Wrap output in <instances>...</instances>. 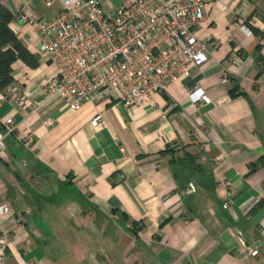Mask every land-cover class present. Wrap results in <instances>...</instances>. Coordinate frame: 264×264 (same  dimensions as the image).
Masks as SVG:
<instances>
[{
  "label": "crops",
  "instance_id": "crops-1",
  "mask_svg": "<svg viewBox=\"0 0 264 264\" xmlns=\"http://www.w3.org/2000/svg\"><path fill=\"white\" fill-rule=\"evenodd\" d=\"M0 2L35 54L32 20L57 2ZM203 11L207 59L147 105L67 109L41 88L45 57L11 62L12 97L0 89V119L15 124L0 155L3 264H264V0H203ZM194 86L208 101L188 97ZM26 89L36 106L23 104Z\"/></svg>",
  "mask_w": 264,
  "mask_h": 264
},
{
  "label": "built area",
  "instance_id": "built-area-1",
  "mask_svg": "<svg viewBox=\"0 0 264 264\" xmlns=\"http://www.w3.org/2000/svg\"><path fill=\"white\" fill-rule=\"evenodd\" d=\"M54 1L58 9L48 18L19 17L35 23V55L45 57L53 69L41 84L42 90L59 97L67 109L112 99L127 107L147 105L152 93L163 91L170 81L188 75L191 65L199 66L207 59L195 31L203 19V0H126L111 10H104L99 0L44 3ZM13 88L8 83L2 91L12 97ZM187 95L191 100L208 101L199 86ZM22 97L24 105L38 104L27 89ZM89 123L98 126L100 112ZM14 128L12 116L0 119V155L4 136ZM8 210L7 203L0 204V213ZM256 252V248L250 250V254Z\"/></svg>",
  "mask_w": 264,
  "mask_h": 264
},
{
  "label": "trees",
  "instance_id": "trees-1",
  "mask_svg": "<svg viewBox=\"0 0 264 264\" xmlns=\"http://www.w3.org/2000/svg\"><path fill=\"white\" fill-rule=\"evenodd\" d=\"M11 12L0 2V89L12 80L11 62L19 58L28 67L37 65V57L20 42L9 26ZM235 89L231 86L230 90ZM174 158H171V161ZM170 161V162H171ZM132 230V229H130Z\"/></svg>",
  "mask_w": 264,
  "mask_h": 264
},
{
  "label": "rangeland",
  "instance_id": "rangeland-1",
  "mask_svg": "<svg viewBox=\"0 0 264 264\" xmlns=\"http://www.w3.org/2000/svg\"><path fill=\"white\" fill-rule=\"evenodd\" d=\"M10 83V82H9ZM6 86V85H5ZM3 90V89H2Z\"/></svg>",
  "mask_w": 264,
  "mask_h": 264
}]
</instances>
